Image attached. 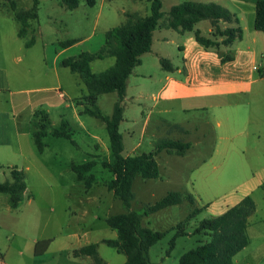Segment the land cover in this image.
Returning <instances> with one entry per match:
<instances>
[{
    "label": "crops",
    "instance_id": "obj_1",
    "mask_svg": "<svg viewBox=\"0 0 264 264\" xmlns=\"http://www.w3.org/2000/svg\"><path fill=\"white\" fill-rule=\"evenodd\" d=\"M13 1L16 3L17 10H29L34 5L33 0L31 7L20 8L17 2ZM105 1L101 0L100 11L104 10ZM146 1H133L135 4L134 13L140 12L142 7L139 3L144 4ZM184 1L213 2L229 10L232 8L231 6H234L235 9L231 12L237 16L239 23L221 21L218 23V28L224 31L228 28L240 27L243 31L242 38H237L230 44H224L225 36L219 34L215 36L217 28L207 19L197 22L193 30L178 31L173 29L169 24V13L174 6ZM257 1L162 0L164 15L154 31L152 44V50L155 45L158 48L156 50L158 52L157 62L161 70L159 85L155 90H150L144 85V82H138L140 76H145L144 73L136 70L143 66L141 61L134 70L135 80L138 84L134 87L131 86L132 77L128 81L123 120L120 123L123 142H125V135L131 140L134 138L136 125L141 117L145 118L141 127V135L145 137L154 112L167 113L175 110L189 114L188 116L191 115V122L186 121L181 125L178 123L176 127L182 131L186 130L193 137V142L188 151H196L194 156L198 158V162L192 170L201 176L198 177L197 175L195 183L197 181L200 183L202 180L205 184L212 185L214 182L220 181V176L242 174L248 170L264 174V153L257 148L254 152L247 153L246 149L250 140L247 131L250 124L257 120L258 115L251 121V117L247 113L248 110H246L247 105H238V103L230 102L228 99L229 96L248 93L251 90L253 81L249 78L246 79L247 75L245 74L247 72L242 74L244 73L242 61L245 60L246 56H250L251 61L254 62L259 56L258 49L264 47V32L255 29ZM0 2H2L3 8L7 9L8 16H11L19 24L16 34L11 38L7 39L4 33L1 36L4 39V44L7 45V50L3 48L0 54V146L11 148L15 154L24 156L23 137L29 135L33 138L31 127L34 112L44 110L51 118L54 110H62V116H64V110L69 109L72 110L73 116L82 130L97 140L95 145L91 147L93 154H87L94 156L93 151L96 150L99 139L95 134H90L89 129L84 127L81 119L83 104L80 103V100L87 93L86 85L81 75L63 67L62 61L66 58L76 57L83 52L95 53L105 45L106 33L109 29L100 34L92 33L83 38H73L57 43L43 42L45 35L56 31L52 25L53 20L47 21L43 29L38 17L31 22L26 35L19 36L21 23L16 19L15 11L7 0H0ZM80 4L81 0H79L77 7L69 9L63 0L58 1V5L69 10L77 9ZM97 4L98 0H95L94 5L89 6L95 7ZM144 7L145 10L149 9L150 13V3L148 8L146 4ZM197 30L201 32L202 36L216 41L217 45L206 47L199 43L195 34ZM31 40H33V44L28 46L27 43ZM40 42L42 55L40 59H35L32 51ZM67 42L70 44L65 45ZM12 43L15 44V48H11ZM243 44H246L247 47H244ZM166 45H170L171 48H175L177 53L179 52L176 54V59L167 53ZM8 46L11 53H8ZM227 53L236 59L239 68H236L235 72L241 70L240 77L237 74L234 79H231L228 75L232 62L223 63V58L226 57ZM147 54L149 52L143 54V57ZM161 59L168 60L174 69H165ZM9 60L12 61V69L6 65ZM35 60L39 62L40 70L34 71L32 69ZM93 63L94 61L91 63V67ZM3 96L4 99H2ZM147 98L153 101L152 107L143 103ZM3 104L4 107H2ZM145 110H148V113H145ZM127 111H130V115L125 117ZM150 114L152 115L150 116ZM63 120L66 119L61 118V122ZM66 121L69 122V120ZM123 125L125 126L122 132ZM243 128L245 134H243ZM211 132L214 135H211ZM155 134L157 136L158 130L153 131V135ZM179 134L175 136L180 137ZM241 136L243 138L237 141ZM141 145L142 141L139 140L134 145L132 143L131 149L126 151L124 144V156L140 155L141 153L136 152ZM162 152L170 155V152ZM171 155L184 157L186 153L184 156L174 152ZM18 170L21 169L18 168ZM161 176L162 174H160ZM261 183L262 185L258 187H262V193L258 198L255 196V191H248L246 188L242 189L241 193L231 194L235 197H231L216 207L217 210L219 209V215H221L228 208L239 204L248 195L252 196L256 203V210L249 218L247 228L250 243L234 256L233 264H264V179ZM235 185L237 187L232 191L238 192L237 188L242 184L239 182ZM100 201L94 198L79 200L76 204L79 209H72L65 205L63 210L65 222L63 221L64 223L56 235L50 234L32 238L33 240L30 239L27 243L21 241V236L11 235L8 238L11 239V242L0 249V264H92L93 259L90 256L75 257L73 255L74 250L91 243H98V253L105 264H124L127 261V256L104 243V240L117 239L118 233L107 224L106 219L110 213H104V211L94 213L92 208L100 205ZM52 213L55 214L56 210L52 209ZM91 219L93 221L90 223ZM97 221L104 223L102 230L108 231L107 226L111 229L110 238L97 236L95 241H91L90 236L95 231ZM66 234L68 237L76 238L79 244L61 240V237L66 238ZM82 238L88 241L80 243ZM12 243L13 247L11 246ZM105 246L107 248H104ZM108 248L112 250H108Z\"/></svg>",
    "mask_w": 264,
    "mask_h": 264
},
{
    "label": "rangeland",
    "instance_id": "obj_2",
    "mask_svg": "<svg viewBox=\"0 0 264 264\" xmlns=\"http://www.w3.org/2000/svg\"><path fill=\"white\" fill-rule=\"evenodd\" d=\"M15 1L20 8H29L33 4V0ZM58 1L60 0H40L38 11L40 25L44 29L46 22L51 19L53 20L52 25L56 29L52 34L50 32V34L45 35L43 42L57 43L73 38H83L92 33L100 34L103 31L117 27L126 21V13H134L135 4L133 1L137 0H106L103 11H100L101 0H98V4L95 7L87 5L86 0H81L80 6L75 10L62 8L58 5ZM1 4L2 2H0V54L3 48L7 50V45L4 44V39L1 38L3 33L7 36V39L11 38V36L16 34L19 26L17 21L8 16L7 9L3 8L4 6ZM139 4H141L142 8L137 13L140 16L148 15L149 9L145 10L144 4L148 8L149 2L146 1L144 4ZM231 7L230 11L233 12L235 7ZM166 46L168 48L167 53L176 59V54H179V52L177 53L175 48H171L170 45ZM243 46L247 47L246 44H243ZM8 48V53H11L9 46ZM11 48H15L14 43L11 44ZM100 49L96 52L100 51ZM157 49V45H155L153 50L151 48L149 54L144 57L142 55L143 66L136 69L138 72L145 74L144 77L140 76L138 82H144V85L149 87L150 90H155L158 87L161 74L157 62ZM32 53L35 59L41 58V42L34 48ZM258 53L259 56L254 62L251 61L250 56H246L245 60L242 61L244 73L241 70L235 72L239 66L234 56L228 55L230 53H227L226 57L224 56L223 58V63L232 62L228 73L231 79H234L237 74L240 77V73L245 74L247 72L245 74L247 75L246 79L249 78V80L253 81L251 90L248 93L228 97L230 102L238 103V105H247L246 110H248L247 113L251 117V121L258 115L257 122H252L247 131V136H250L246 148L247 153L254 152L256 148L264 153V47H260ZM115 61V57L96 59L91 69L95 73L103 72L112 67ZM238 64L240 63L238 62ZM6 65L9 69H12V61L9 60ZM33 65L32 69L34 71L41 69L39 62L36 60ZM254 66L257 69H254ZM131 77V86L134 87L138 84L135 80V71H133L130 79ZM2 99H4V96ZM117 99V93L99 96L97 106L104 116L112 115L114 103ZM145 101L143 103L146 106H153V101L149 100V98ZM80 103L83 104L82 110H84L86 102L81 99ZM2 107H4V104ZM38 112H34L32 117L33 125L31 130L33 131V136L38 130L37 123L41 120V115ZM129 112L125 113V117L130 115ZM145 113H148V110H145ZM62 115V110H54L52 112L51 126L47 136L43 139L47 144L44 153L38 151L32 136L30 137L29 135L23 137L25 145L24 156L15 154L11 148L0 146V182L11 181L12 170L19 168L25 171L27 183V191L17 208L10 206L8 194L0 193V249L11 242V239L8 238L13 234L21 236V241L26 243L32 238L50 234L56 235L65 222L63 220L64 206L68 205L72 209H79L76 207L79 200L89 198L101 200L100 205L92 208L94 213H102L104 211V213H110L109 216H111L127 211L124 203L116 198L107 186L108 182L114 178V175L103 166L104 162L112 160V154L109 149V135L105 123L94 116L81 115L84 127L89 129L90 134H95L99 139L97 148L93 151L94 156H88L91 155V147L95 145L97 140L82 130L74 118L72 110L66 109L64 110V116ZM188 115L175 110L167 113L154 112L145 137L141 135V127L145 118L141 117V120L136 125L137 129L134 138L131 140L125 135V150H130L132 143L134 145L139 140L142 141V145L136 153L155 152L157 145L167 139L192 143L193 137L186 130L182 131L176 127L178 123L181 125L186 121L191 122V115ZM61 118L69 120L73 129L72 139L75 143L65 138L54 137L51 134L53 129L60 126ZM212 122H214L213 119ZM124 126H122V132ZM156 130H158L157 136L156 134L153 135V131ZM178 133H180V137L175 136ZM245 133L244 130L243 134ZM211 135L214 134L211 132ZM242 138L243 136L239 137L237 141ZM173 152L177 154L175 151H170V155L165 152L156 154L160 166V174H162L159 179H144L138 176L133 184L135 197L131 204V210L144 212L150 205L165 197L169 192H179L185 195L193 194L196 198L194 203L185 200L181 204L167 207L144 217L143 224L146 227L155 231L166 232L165 237L151 247L149 251V258L152 264H179L180 258L185 252L195 249L201 243L207 241L209 238L206 235L194 234L195 228L202 220L219 215V209L217 210L216 207L223 204L226 200L228 201L231 197H235L231 194L241 193L242 189L246 188L248 191H255L257 198L262 193V187L258 186L262 185L261 181L264 179V174L254 170H248L242 174L220 176V181L214 182L212 185H207L202 180H200V183L198 181L195 183L197 175L201 177L192 170L193 166L198 162V158L194 156L196 151L187 150L186 155H183L184 157L171 155ZM90 160H95L96 165L91 173L86 175V180L91 177L93 181L88 187L85 184L86 180H77L76 173L71 170V165L83 164ZM239 182L242 184L237 188L239 191H232L237 187L235 184ZM52 209L56 210L55 214L52 213ZM197 210L200 211L195 214ZM92 221L93 219L90 220V223ZM180 223L184 224L183 231L189 234L178 237L175 247L170 250V242L179 231L178 224ZM103 224V222L97 221L95 231L90 236L91 241H95L97 236L111 237V229L106 225L108 231L102 230ZM65 236L66 238L63 239L61 237L60 239L69 243L79 244L73 236L68 237V234ZM86 241L88 240L82 238L80 243H85ZM11 246H14L13 243ZM104 248H107V246ZM108 250L112 249L108 248ZM91 263L94 264L93 262Z\"/></svg>",
    "mask_w": 264,
    "mask_h": 264
},
{
    "label": "trees",
    "instance_id": "obj_3",
    "mask_svg": "<svg viewBox=\"0 0 264 264\" xmlns=\"http://www.w3.org/2000/svg\"><path fill=\"white\" fill-rule=\"evenodd\" d=\"M15 11L16 19L21 23L19 36L26 35L31 22L39 17V0H34V5L29 10H17L13 0H7ZM150 3V13L140 16L138 13H126V21L114 27L106 33V43L96 53L83 52L76 57L66 58L62 66L72 72L79 73L86 85L87 93L81 98L84 104L83 114H88L102 120L109 135V149L112 160L103 163V166L114 175L107 184L109 191L121 200L127 208L124 213L109 216L106 221L108 226L117 231L118 238L104 240L109 247L127 256L124 264H152L149 258L151 247L157 244L166 235L164 231H155L143 225L145 216L156 213L167 207L178 205L185 200L194 203L192 194L169 192L165 197L150 205L147 210L140 212L131 210L134 200L133 184L136 177L144 179H157L160 177V166L156 154L162 151H175L183 156L190 148L191 143L181 140L167 139L161 141L155 152L141 153L136 156L125 157L123 155L124 142L120 131V123L123 120L125 99L130 76L136 66L141 63L143 54L151 51L154 31L159 20L163 17L162 0H147ZM69 9L78 6L79 0H63ZM88 5H94L95 0H86ZM210 20L216 27L215 36H225L224 44H230L235 39H241L243 31L240 27L221 30L218 23L221 21L239 23V19L228 8L217 3H201L184 1L174 6L169 13L170 26L178 31L193 30L195 24L201 20ZM255 29L264 32V0L256 2ZM197 41L209 47L217 45L216 41L206 38L197 30ZM33 44V40L27 43ZM70 42L65 43L69 45ZM115 57L116 61L109 69L95 73L91 69V63L96 59ZM165 69L173 70V65L166 59H161ZM117 93L118 100L114 104L111 116H104L97 106L98 98L102 94ZM41 120L38 121V130L33 139L40 153H43L47 144L43 141L51 126V118L47 112L40 110ZM57 138H65L73 143V129L70 123L63 120L58 128L51 131ZM96 165L95 160L83 164H72L71 170L76 173L78 181L86 180V175L91 173ZM12 180L0 182V193L9 195V203L12 208H17L27 191L26 173L24 170L13 169ZM92 178L86 180L89 187ZM256 210V203L252 196L248 195L243 200L219 216L202 220L195 228L194 234H204L209 239L195 249L185 252L179 264H233L234 256L247 247L250 239L247 233L249 218ZM200 211L197 210L195 214ZM194 214V215H195ZM193 215V216H194ZM192 217V216H191ZM183 223L178 224L179 231L170 242V250L176 245V239L185 236ZM169 250V251H170ZM168 251V253H169ZM75 257L90 256L94 264H105L99 256L98 243L88 244L78 250H74Z\"/></svg>",
    "mask_w": 264,
    "mask_h": 264
}]
</instances>
